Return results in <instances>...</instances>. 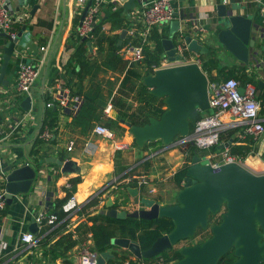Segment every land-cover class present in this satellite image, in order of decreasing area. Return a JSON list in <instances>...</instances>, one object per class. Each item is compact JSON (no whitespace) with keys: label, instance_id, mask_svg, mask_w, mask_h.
Listing matches in <instances>:
<instances>
[{"label":"water","instance_id":"95a60500","mask_svg":"<svg viewBox=\"0 0 264 264\" xmlns=\"http://www.w3.org/2000/svg\"><path fill=\"white\" fill-rule=\"evenodd\" d=\"M27 1L20 0V3L26 4ZM137 2L138 0H125L122 4L124 12L129 13ZM90 4L91 0H88L80 21ZM4 6L9 8V0H4ZM244 6L235 0H229L228 3L219 0L215 3L216 16L208 15L205 41L220 44L238 62L249 64L250 48L255 44L252 29L257 23L252 14L233 12L240 11ZM35 7L34 5L32 11ZM175 15L177 17L165 24L167 32L161 38L164 54L170 60L178 57L175 55V36L179 30L190 51L204 54L208 48L205 42L197 38L195 28H192L191 33L190 25L182 22L185 18L183 10H177ZM24 29L25 26H22L14 39L0 31V37L5 40L0 43V85L8 83L4 79L6 68L14 53L15 44H22L20 40ZM125 35L126 28H123L117 45L122 44ZM87 45L91 48L90 41H87ZM142 81L151 94L163 99L165 107L158 117L149 116L148 121L143 124L120 119L141 149L147 142L156 140L162 144L160 151L169 148L189 135L190 121H197L203 112H214L208 101V77L197 62L157 68L143 75ZM257 86L262 87L263 81H258ZM238 89L243 91L242 86ZM20 105L28 110L31 97L26 95ZM232 142L233 137L219 142L217 149L228 147ZM47 160L61 165V171L72 170L73 161L70 159L62 161L50 156ZM0 175H3L6 202L10 204L13 195L30 191L39 171L25 161L16 166L9 164L1 167ZM125 189L138 207L133 210L119 209L113 206V199L108 197L105 209L100 211L113 218L166 217L173 222L170 231L158 236L145 249H141L136 240L127 237L111 238L114 246L128 250L135 258H152L170 252L180 241L193 237L199 226L207 228L209 214H216L224 209L219 222L210 225V236L202 242L178 247L182 257L169 264H217L229 251H232L235 258L225 264H261L264 260V173L256 174L237 162L213 166L207 156L195 154L186 164L175 203L160 204L156 199L141 193L137 186H127ZM36 228L33 221L30 231L36 233ZM113 256L109 250L100 252L98 264H106Z\"/></svg>","mask_w":264,"mask_h":264},{"label":"crops","instance_id":"0c3cea01","mask_svg":"<svg viewBox=\"0 0 264 264\" xmlns=\"http://www.w3.org/2000/svg\"><path fill=\"white\" fill-rule=\"evenodd\" d=\"M124 1L117 0V6L122 7ZM146 1L148 0H138L136 6L128 13L129 18L135 11L140 10ZM218 1L173 0V4L176 7V11L183 10L185 18L182 22L188 23L190 25L189 29L193 33L192 28H195L198 22L205 24L207 27L208 19L206 20L204 16H216L214 5ZM226 1L228 3L229 0ZM235 2H240L245 6L240 11L234 10L233 12L252 14L257 23V26L252 29L255 44L250 48L249 69L256 72L262 78L260 81H263L264 84V12L261 13L258 6L250 2V0H235ZM34 5L36 7L32 11ZM74 6V0H28L26 4H21L20 0H9L8 10L13 16V28L17 33L22 26H25V29L23 30L22 40H20L22 44H15L16 51L13 53L6 68L4 79L8 83L0 85V129L4 137L0 143V168L9 164L16 166L28 161L38 169L39 176L35 179L34 186L29 192L13 195L12 202L10 204L6 203L5 208L0 211V243L3 245L0 251V261L4 264H12L15 258L13 256L15 255L18 258H24L27 264H65L60 258L54 261L45 258L42 255L41 246L38 250L39 252L37 250L35 252L18 250L13 254L12 249L15 245H18L20 233L26 230L30 231V225L33 221L37 225L35 234L38 237H44L49 233L50 227L38 225L35 220V214L38 212L50 213L49 210L53 205V198H61L65 195V184L72 177H80L74 193L79 204V215L81 217L74 226L69 228L70 230L76 229L75 226L79 222L90 225L92 222L87 219V215L105 209V201L108 197H111L114 203L116 198L120 202L126 196L128 197L127 203H121L119 207L127 210H133L138 207L126 189L119 186L120 182H128L133 178L138 181L137 175H144L149 185L144 188L145 191H141L140 187L143 186H139L137 182V187L141 193L156 199L160 204L176 202L175 199L173 202L168 200L161 203V191L157 186L161 184V177L157 175L156 164L153 160V156L161 152V145L157 148L151 146L153 148L152 152L142 155L141 151L147 150L149 147L141 149L134 146L133 137L129 132H125L121 136H117L114 133L113 138H106L93 131L94 124L89 132L81 133L79 127L73 126L72 117L68 114V111L64 107L62 108L55 104V89L61 85L66 87L65 65L75 50V48L71 49L73 44L70 34L74 30L75 17H78L77 25L80 22L82 12L74 13ZM111 7V2L104 3L98 18L106 16ZM103 29L110 33H120L123 28L110 30L109 24L104 23ZM159 32L165 36L167 26L162 27ZM4 42L3 37H0V43ZM150 44L152 45V42ZM204 44L208 46L207 44L210 43L205 41ZM41 46L45 47L44 51L40 49ZM88 49L90 54L94 55L96 53V48L92 43L91 48L88 46ZM38 58L41 59V63L39 65L38 78L31 88L30 108L25 110L20 105L25 96L19 97L15 104L9 106L7 103H9L10 97L14 94L19 64ZM231 59L238 63L236 59ZM108 75L110 77L113 76L111 72ZM45 95L50 97L48 101H45ZM111 97L105 93L103 100H105L106 105L101 114L102 119L97 123L107 127L110 125L112 128L114 124L122 126L123 123L121 121L120 123L115 122L117 112L112 107ZM48 102H52V105H47ZM51 106L58 109L55 134H52V131L47 128L41 132L45 110ZM107 107H109L108 110H106ZM20 119H22L23 123L12 131V126ZM45 130L49 132L48 137L42 135ZM39 135L45 141L41 144L39 152L42 156L39 157L38 163H36L33 160V156L30 155V150ZM51 136L54 141H49ZM121 143L126 144V146L119 148L117 145ZM68 145H71V149H68ZM115 150L121 151L120 162L125 166V169L121 172L115 171ZM135 154L137 155L136 160L134 159ZM50 156L59 158L62 161L72 160V170L61 171V165L47 160ZM249 158L250 156L247 157V161H250ZM251 158L254 163L260 165V168H264L262 159L257 156ZM144 161L147 162L146 166L141 165ZM134 167L138 169L136 168L137 170H134L133 173L122 178L125 173L130 172ZM149 187H153L154 191H150ZM121 190L123 192L119 193ZM83 211L87 213L86 216L81 213ZM81 236L82 240L70 253L73 259L72 264H76L75 254L82 243L85 240H89L88 242L91 243L88 231L82 233ZM118 248L120 249V247ZM109 251L111 252V250ZM111 253L113 254V252ZM130 257L135 258L132 254Z\"/></svg>","mask_w":264,"mask_h":264},{"label":"trees","instance_id":"16d2710c","mask_svg":"<svg viewBox=\"0 0 264 264\" xmlns=\"http://www.w3.org/2000/svg\"><path fill=\"white\" fill-rule=\"evenodd\" d=\"M78 17H75L73 26L75 28ZM108 23L110 30L127 28L130 23L128 13L124 12L123 8L118 6L114 10H110L106 16L100 17L94 24L91 38H76L74 30L70 34L72 44H75V50L71 54L67 64L65 65V85L71 96H78L80 104L76 111H72L70 106L64 107L68 114L72 117L74 127H79L81 133L89 132L93 125L100 122L102 112L105 108V93L112 96V107L117 112L116 123H120V119L129 120L132 123L143 124L148 121L149 116H159L163 111L165 104L162 98L156 97L148 91V87L143 83V75L152 72L155 65L164 50L161 44L163 33L159 32L158 27L152 29L149 36L150 42L144 44V57L141 61L129 63L123 57L119 49L121 45H117L119 32L110 33L103 29V24ZM87 41H90L96 48L94 55L90 54ZM152 42V45L150 44ZM208 50L204 54H200V64L202 70L206 73L208 80L219 81L229 77L236 78L241 85L247 82H252L257 88V98L261 102V114L264 115V84L258 88L260 78L256 72L249 69V64L240 62H230L227 59L228 52L220 44H207ZM226 54H224V52ZM112 73L110 77L108 73ZM85 79H87L85 81ZM114 92V93H113ZM50 97L45 95V101ZM58 109L47 107L43 116L41 132L47 128L56 133V120ZM196 121H190V131L194 130ZM109 129L112 128L109 125ZM40 132V133H41ZM235 129H226L219 134V140H228L234 136ZM234 142L229 145L230 153L241 158L247 157L252 151V138L248 135L245 140H239L234 136ZM45 140L39 135L30 150V155L33 160L38 163L41 144ZM49 141H54L52 136ZM134 146L138 147L133 140ZM161 142L149 141L142 149H147L150 146L157 148ZM184 152L185 163L179 167L173 174L172 180L180 189L183 182L186 164L190 162L195 154L206 155L211 152L219 151L217 145L213 144L208 148H199L193 143H188L182 146ZM261 159L264 161V148L261 152ZM121 151L115 150L114 166L116 172H121L125 166L121 164ZM147 165V162L141 164ZM140 166V165H139ZM137 166V167H139ZM137 167H134L130 172L125 173L122 178L133 173ZM80 181V177H72L69 179L71 188L64 187L65 195L61 198H53V205L49 212L54 214L57 219H61L65 215L63 203L75 191L76 184ZM119 186L126 188L127 186H137V179L125 182H120ZM141 191H145L144 187H140ZM121 193L123 190L120 191ZM128 197L123 200L113 203V206L119 207L121 203H127ZM85 216V211L81 212ZM87 219L92 223L87 225L84 222H79L74 230H66L68 220L61 221L58 225L49 230V233L41 237L40 246L42 255L48 260L60 258L65 264H72L73 259L70 256L71 250L82 240V233L89 232L91 244L90 247L100 253L105 250H111L115 255L109 259L106 264H141L155 262V259L161 257V263L169 264L182 257L178 248L172 249L170 252H164L152 258L133 259L128 257L120 259L113 250L116 248L111 243V238L115 236L127 237L136 240L141 249L148 248L152 242L162 234L167 233L173 228V222L166 217H157L146 219L140 217L126 216L124 218H113L106 215L104 212L97 211L96 213L88 214ZM220 218L214 214L210 215V223L207 228L198 227L193 236L200 235L198 242H201L210 236V225L218 223ZM50 242V243H49ZM128 251V250H127ZM130 253V252H128ZM131 254V253H130ZM234 259L232 251L223 255L217 264H225ZM264 264V260L261 262Z\"/></svg>","mask_w":264,"mask_h":264},{"label":"built area","instance_id":"2783aa9c","mask_svg":"<svg viewBox=\"0 0 264 264\" xmlns=\"http://www.w3.org/2000/svg\"><path fill=\"white\" fill-rule=\"evenodd\" d=\"M226 1V0H224ZM75 6L73 8L74 13H81L88 0H74ZM111 2V9L117 8V0H91V4L88 7L82 20L75 26L74 35L76 38H91L92 29L94 24L99 19V13L104 3ZM250 2L256 4L261 13L264 12V0H250ZM176 7L173 4V0H148L143 6L135 11L130 18V26L126 28V36L122 41L119 49L120 53L129 63L139 62L143 59V46L150 42L149 36L152 29L158 27L161 30L165 27L170 20L176 17ZM206 20L208 16H204ZM199 20V19H198ZM13 16L9 10L4 6V0H0V31H3L10 35L12 39L17 36L16 30L13 28ZM197 32V38L203 42L206 40L207 27L205 24L198 22L195 25ZM16 46V45H15ZM75 48V44L71 46V49ZM41 50H45L44 46L40 47ZM16 47H14V53ZM17 54V52H16ZM175 55L178 57L174 60H170L165 54L161 55L159 61L153 65V70L157 68L172 66L175 64H182L188 62H197L200 64V54L198 52L190 51L187 44L184 41V36L179 30L175 36ZM41 59H32L30 61H24L19 64L15 85L14 94L10 97L9 106L15 104L19 97L22 98L26 95L30 96L31 88L35 80L39 75V65ZM152 70V71H153ZM239 86L243 87V91H239ZM54 101L60 107L70 106L72 111H76L80 104V98L78 96H71L67 87L57 86L54 92ZM208 101L209 105L213 108L212 114H207L200 117L196 123L193 131H190L189 135L183 137L176 143L181 147L193 143L199 148H208L213 144L224 142L227 140H219L220 132L226 129H235V134L239 140H245L250 135L252 138L253 150L247 155V157L257 156L261 159V152L264 148V115L261 114V102L257 98V88L252 82H247L241 85L240 82L234 78L229 77L224 80L210 81L208 80ZM47 105H52V102H48ZM109 107L106 108L108 110ZM23 123L22 119L15 122L12 126V131L18 128ZM93 131L106 138H113L114 132L109 127L96 123L93 127ZM44 137L49 136L48 130H45L42 134ZM234 136L233 141H234ZM2 130L0 129V143L3 140ZM119 148H123L126 144L121 143L117 145ZM68 149H71V145H68ZM207 158L213 166H219L226 162H237L246 167L250 171L260 174L264 173V169L258 170L257 167L247 161V157L241 158L237 155L230 153L229 146L219 151L206 154ZM138 185L144 188L148 185L144 175H137ZM3 175H0V211L6 206L5 187L3 183ZM149 186V185H148ZM65 187L71 188V183L66 182ZM150 191H154L153 187H149ZM121 208V207H119ZM63 210L65 215L61 219H57L52 213L38 212L35 214V220L38 225H47L52 229L63 220H68L66 224V230H70L71 226L80 219V208L78 201L75 197L74 191L68 196L63 203ZM41 237H38L31 231H22L19 236L18 245L13 247V254L18 250H24L29 252H39ZM85 240L81 247L78 248L75 258L79 264H98L99 253L90 247ZM3 245L0 243V251ZM12 264H27L24 258H18L16 255ZM137 259V258H134ZM162 260V259H161ZM141 264H152L145 263ZM159 264L161 262H153ZM0 264H4L0 261Z\"/></svg>","mask_w":264,"mask_h":264},{"label":"rangeland","instance_id":"374dc122","mask_svg":"<svg viewBox=\"0 0 264 264\" xmlns=\"http://www.w3.org/2000/svg\"><path fill=\"white\" fill-rule=\"evenodd\" d=\"M224 52V51H223ZM225 52H224V54ZM228 56V57H227ZM227 59L230 62H235L234 60H232L231 55L228 53L227 55ZM235 59V58H234ZM202 116L207 115L206 112L202 113ZM112 130L114 131L115 135L117 136H121L123 135V133L125 132H129L127 127L123 124L122 126L120 125H113ZM264 137V134H263ZM132 145V143H131ZM134 150H136L135 147H133ZM152 147L150 146L147 150H143L142 155H145V153H150L152 152ZM135 156V160H136V154ZM153 160L154 163L156 164V170L158 172V176L161 177V184L157 185L158 189L161 191V203H163L164 201L167 202L168 200H170L171 202H173L175 200V195L176 192L179 190V188L174 184L173 180H172V176L174 174V172L181 167L184 163H185V157H184V152L182 150V147L180 145H172L169 148L161 151L160 153H157L153 156ZM250 161H248L249 163L255 164L253 166L257 167L258 170L264 169V168H260L258 164L254 163V161L252 160V158H249ZM140 168V167H138ZM137 168V169H138ZM136 169V170H137ZM200 239V235H196L193 237H190L188 239L182 240L179 243H177L175 245V248H178L182 245H187V244H193L198 242V240ZM116 255L118 256V258L120 259H126L128 257L131 256L130 253H128L129 251L125 250V249H119L118 247H116L114 249ZM155 262H161V257H159L158 259H155ZM76 264H79L76 262Z\"/></svg>","mask_w":264,"mask_h":264},{"label":"flooded vegetation","instance_id":"af4514ba","mask_svg":"<svg viewBox=\"0 0 264 264\" xmlns=\"http://www.w3.org/2000/svg\"><path fill=\"white\" fill-rule=\"evenodd\" d=\"M161 145H162V144H161ZM223 210H224V209H222L221 211L217 212V213L214 214V215H215L216 217L218 216V217L220 218V214H221V212H222ZM210 215H211V214H209V219H208L209 222H208V223H210ZM201 242H202V241H201ZM234 258H235V257H234ZM233 260H234V259H233ZM233 260H232V261H233Z\"/></svg>","mask_w":264,"mask_h":264}]
</instances>
